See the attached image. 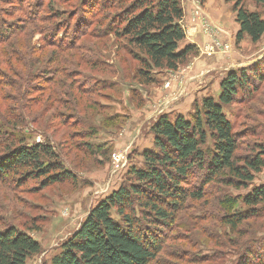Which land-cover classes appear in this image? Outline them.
Wrapping results in <instances>:
<instances>
[{
	"label": "rangeland",
	"instance_id": "rangeland-1",
	"mask_svg": "<svg viewBox=\"0 0 264 264\" xmlns=\"http://www.w3.org/2000/svg\"><path fill=\"white\" fill-rule=\"evenodd\" d=\"M134 1L0 0V27H24L17 36L22 39L18 52L29 62L19 78L8 74L22 85L23 99L16 89L6 87L10 98L4 105L21 125L11 129L9 123L4 131L24 138L28 145L49 143L71 176L46 186L37 180L19 181L14 175L0 178V229L15 227L41 245L40 254L26 264H51L90 210L133 180L130 171L142 167L145 150H153L151 128L156 120L177 115L192 120L203 98L218 97L230 72L243 80L236 84L234 102L223 107L241 143L237 155L264 154V34L257 43L245 36L239 43L234 37L229 44L204 12L211 0H181L184 14L190 10V18L182 20L186 37L200 29L211 45L218 46L209 56L204 46L181 44L180 50L194 47L196 55L176 71H151L154 82L145 83L138 73L143 67L136 57L140 53L115 34ZM215 1L233 8V0ZM244 4L264 15V5L248 0ZM5 14L9 16L2 19ZM246 40L252 53L247 63L224 64L215 79L209 70L203 76L189 74L195 57L237 54ZM34 73L36 78L31 77ZM201 181L202 173L195 172L184 186L195 192ZM263 183L264 168L248 189L212 184L205 187L203 199L187 198L170 227L158 229L163 249L150 264H235L232 243L259 247L264 217L244 221L240 233L232 234L221 202L228 196L237 200L232 212L243 210L242 197ZM135 210L140 218V207ZM112 216L119 220L115 210Z\"/></svg>",
	"mask_w": 264,
	"mask_h": 264
},
{
	"label": "trees",
	"instance_id": "trees-1",
	"mask_svg": "<svg viewBox=\"0 0 264 264\" xmlns=\"http://www.w3.org/2000/svg\"><path fill=\"white\" fill-rule=\"evenodd\" d=\"M233 1L239 26L236 42L246 36L257 43L264 34V15L249 10L244 0ZM248 1L264 5V0ZM183 17L181 0H135L125 10L119 22L124 25L115 34L126 38L140 53L141 57H136L143 67L138 73L145 83L154 82L151 71H176L196 55L194 47L179 49L186 38ZM6 26L0 27V178L14 175L19 181H40L42 186L66 180L71 176L53 146L46 142L28 145L24 138L4 131L9 123L11 129L21 125L4 105L10 98L6 87L16 89L23 99L22 85L11 81L8 74L19 78L21 68H28L29 64L18 52L22 39L17 36L24 27ZM31 77L36 78V73ZM238 81L243 82L230 72L220 84L218 97L203 98L192 120L181 115L172 120L160 116L151 128L153 150L142 153V167L130 171L133 180L90 210L78 230L62 243L51 264H150L163 249L164 240L158 229L170 227L187 198L203 199L205 187L212 184L248 189L264 168V154L260 151L237 155L241 143L223 107L234 102ZM195 172L202 173V181L198 191L192 192L184 184ZM236 202L228 196L221 202L232 234L240 233L239 226L244 221L264 217V183L255 185L242 197L243 210L232 212ZM136 205L140 207V218L136 217ZM113 210L119 220L113 218ZM253 244L244 246L238 240L232 243L235 264H264V255L260 254L264 239L257 248ZM40 252L39 242L26 232L12 226L0 229V264H26Z\"/></svg>",
	"mask_w": 264,
	"mask_h": 264
},
{
	"label": "crops",
	"instance_id": "crops-1",
	"mask_svg": "<svg viewBox=\"0 0 264 264\" xmlns=\"http://www.w3.org/2000/svg\"><path fill=\"white\" fill-rule=\"evenodd\" d=\"M189 11V9L185 10L184 19L185 17H188V19L190 18ZM204 12L212 20L215 26L219 28V30L223 31L222 36H226L227 42L229 44L233 43V38L236 36L239 30V26L235 22L236 17L235 13L233 12V8L224 2H216L215 0H211L206 5ZM181 44H184V46L194 45L197 47H206L208 44L211 45V41L203 36L201 30L198 29V31L192 33V35L190 32H188L186 40L180 43V45ZM250 45L251 44L249 40H246L240 45L242 47L241 52L237 54L231 52L228 56H222L220 54L213 57H207L202 54L198 57H195L193 69L191 70L193 73L190 72L189 74L191 76H196L199 73L201 76H203L204 74L202 75V73H205L209 70V75L215 74L214 78L212 79L218 78V72L220 70L218 67L223 66L224 64H227L228 67H236L247 63L248 60L251 59L252 53L249 52V50H251ZM171 88L176 89L175 86H172Z\"/></svg>",
	"mask_w": 264,
	"mask_h": 264
},
{
	"label": "built area",
	"instance_id": "built-area-1",
	"mask_svg": "<svg viewBox=\"0 0 264 264\" xmlns=\"http://www.w3.org/2000/svg\"><path fill=\"white\" fill-rule=\"evenodd\" d=\"M218 44L216 43L215 45H208L206 46L204 49H205V52H207L206 54L207 55H211L210 52L214 50L215 47H217ZM225 50H229V46L228 45H225ZM120 159H118L119 161Z\"/></svg>",
	"mask_w": 264,
	"mask_h": 264
}]
</instances>
